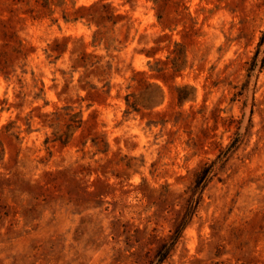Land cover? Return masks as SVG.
I'll return each instance as SVG.
<instances>
[{
	"label": "rangeland",
	"instance_id": "obj_1",
	"mask_svg": "<svg viewBox=\"0 0 264 264\" xmlns=\"http://www.w3.org/2000/svg\"><path fill=\"white\" fill-rule=\"evenodd\" d=\"M0 264H264V0H0Z\"/></svg>",
	"mask_w": 264,
	"mask_h": 264
}]
</instances>
